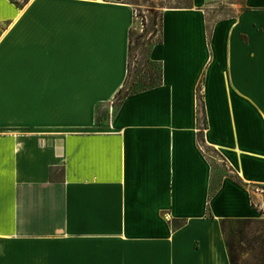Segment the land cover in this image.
I'll use <instances>...</instances> for the list:
<instances>
[{"label": "crops", "instance_id": "obj_1", "mask_svg": "<svg viewBox=\"0 0 264 264\" xmlns=\"http://www.w3.org/2000/svg\"><path fill=\"white\" fill-rule=\"evenodd\" d=\"M135 9L0 0V264H231L221 219L260 215L264 0L163 8L116 105Z\"/></svg>", "mask_w": 264, "mask_h": 264}, {"label": "rangeland", "instance_id": "obj_2", "mask_svg": "<svg viewBox=\"0 0 264 264\" xmlns=\"http://www.w3.org/2000/svg\"><path fill=\"white\" fill-rule=\"evenodd\" d=\"M135 3V7L138 14L143 18L136 20L134 27L131 31V44L129 50V74L125 83L126 88L133 86L137 88L146 85L148 82V72L152 71L154 74L158 73V65L151 62L148 58V51L151 45L156 41L159 36V17L163 8L166 7H182L188 6L191 0H127ZM219 11L216 12L212 17L218 18L225 14L222 10V3L218 2L215 4ZM135 86V87H136ZM103 110L100 109L101 117L103 116ZM206 152L210 156L218 157L217 152L205 148ZM221 171V169H220ZM258 219L259 222L250 224L251 231L248 236L249 239L259 234H262L264 239V210L261 211L260 215L253 217ZM264 245V240L263 243ZM259 242L254 243L256 249L251 250L248 245H245L244 254L241 257L240 264H258L259 261L256 257L258 252Z\"/></svg>", "mask_w": 264, "mask_h": 264}, {"label": "trees", "instance_id": "obj_3", "mask_svg": "<svg viewBox=\"0 0 264 264\" xmlns=\"http://www.w3.org/2000/svg\"><path fill=\"white\" fill-rule=\"evenodd\" d=\"M161 19L162 14H160L159 17V36L156 39L154 43L161 42ZM153 43V44H154ZM131 44V39H130ZM151 61V60H150ZM153 62V61H151ZM158 65V73L154 74L152 71L148 72V83L144 86H141L137 88V86L134 84L133 86H130L129 88L121 87L117 94L116 99L114 100V103L116 105H119L124 97L127 95L148 89L150 87H154L159 85L162 82V76H161V64L159 62H153ZM129 60H128V74H129ZM127 80V79H126ZM136 86V87H135ZM199 98V111L204 114V106H203V100L201 95L198 96ZM101 112L99 107L96 109V119L99 121L101 119ZM212 195V191H210V196ZM208 214L210 212L208 211ZM259 222L258 219L255 218H223L221 219V228L223 232V236L225 239V244L227 248V252L229 255L230 263L231 264H240L241 263V257L244 254L245 245H248L251 250L256 249L254 246V243L259 242L258 245V252H256L257 260L259 261L258 264H264V245L262 239V234H259L258 236L252 237L249 239V232L251 231L250 224Z\"/></svg>", "mask_w": 264, "mask_h": 264}, {"label": "built area", "instance_id": "obj_4", "mask_svg": "<svg viewBox=\"0 0 264 264\" xmlns=\"http://www.w3.org/2000/svg\"><path fill=\"white\" fill-rule=\"evenodd\" d=\"M143 18L138 14L137 9H135V19L138 20ZM251 200L254 208H256L259 213L264 210V184H257L250 187Z\"/></svg>", "mask_w": 264, "mask_h": 264}]
</instances>
